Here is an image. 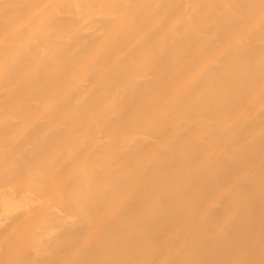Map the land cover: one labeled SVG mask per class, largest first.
<instances>
[{
	"label": "bare ground",
	"instance_id": "6f19581e",
	"mask_svg": "<svg viewBox=\"0 0 264 264\" xmlns=\"http://www.w3.org/2000/svg\"><path fill=\"white\" fill-rule=\"evenodd\" d=\"M0 264H264V0H0Z\"/></svg>",
	"mask_w": 264,
	"mask_h": 264
}]
</instances>
